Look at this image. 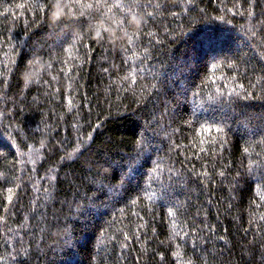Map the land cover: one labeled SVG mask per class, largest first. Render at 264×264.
Masks as SVG:
<instances>
[{
    "label": "trees",
    "instance_id": "16d2710c",
    "mask_svg": "<svg viewBox=\"0 0 264 264\" xmlns=\"http://www.w3.org/2000/svg\"><path fill=\"white\" fill-rule=\"evenodd\" d=\"M0 264H264V0H0Z\"/></svg>",
    "mask_w": 264,
    "mask_h": 264
}]
</instances>
